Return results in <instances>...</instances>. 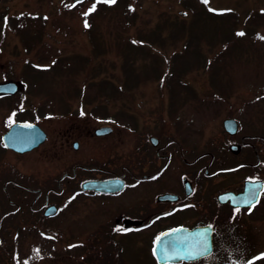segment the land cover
Listing matches in <instances>:
<instances>
[{"label":"rangeland","instance_id":"1","mask_svg":"<svg viewBox=\"0 0 264 264\" xmlns=\"http://www.w3.org/2000/svg\"><path fill=\"white\" fill-rule=\"evenodd\" d=\"M6 81L23 89L0 97L1 210L3 183L16 168L60 172L73 160L74 141L85 149L96 144L98 154L119 144V165L151 136L182 144L193 157L209 150L230 159L231 143L264 132V0H1L0 83ZM14 116L52 136L65 132L69 146L50 162L40 152L7 151L1 135ZM227 118L240 125L236 136L225 131ZM106 126L110 135L94 136ZM73 196L63 197L48 229H30L24 213L6 218L15 228L0 230V264H156L137 240L111 253L122 258H90L109 254L102 231L88 224L108 222L113 212L108 199L75 205ZM250 224L256 245L237 247V257L183 264H264V216Z\"/></svg>","mask_w":264,"mask_h":264},{"label":"flooded vegetation","instance_id":"2","mask_svg":"<svg viewBox=\"0 0 264 264\" xmlns=\"http://www.w3.org/2000/svg\"><path fill=\"white\" fill-rule=\"evenodd\" d=\"M29 120L14 116L8 128L15 122L36 123L41 127L38 122ZM42 130L46 134L45 141L25 153L6 148L2 142L4 132L1 145L15 155L40 152L45 161L55 156L54 161L59 150L69 146L72 137L65 132L52 136L48 130ZM111 133L97 136L94 131V136ZM151 138L150 143L138 145L136 154L122 155L125 161L120 165L116 158L121 157L117 154L119 144H110L103 153L106 157L102 158L103 154L94 152L100 149L96 144H88L85 149L84 144L81 146L74 141L73 160L60 172L41 176L35 169L23 172L16 168L17 176L3 183L6 200L4 209L0 208V230L15 228L6 218L23 213L30 220L27 223L30 229H48L52 226L48 222L61 215L64 196L74 195L71 201L75 205L83 199H108L113 212L108 222L88 224L93 230L102 231L98 234L105 239L102 249L109 254L90 258H122L111 253L120 250L121 242L126 241L125 246L130 247L134 243L137 245L136 240L138 247H149V255H144L145 258H157L154 253L156 240L165 231L179 228L203 230L204 242L211 237V253L193 258L234 257L239 251L237 247L251 242L256 245L255 224L250 222L264 216V132L243 135L239 142L231 143L228 151L232 157L225 160L209 150L193 157L191 149L183 148L182 144L177 147L171 142L161 145L159 140L154 144ZM232 145L239 147L238 152L232 150ZM175 155L183 165L178 177L171 174L176 171L172 165ZM91 181H116L121 189L114 192L84 189L83 185ZM50 207L56 208V214H46ZM114 236L118 240L115 245Z\"/></svg>","mask_w":264,"mask_h":264},{"label":"water","instance_id":"3","mask_svg":"<svg viewBox=\"0 0 264 264\" xmlns=\"http://www.w3.org/2000/svg\"><path fill=\"white\" fill-rule=\"evenodd\" d=\"M1 1V0H0ZM83 1V0H74ZM22 89V85L15 81L0 83V94L15 95ZM226 132L235 135L238 132V122L233 118H227L223 122ZM111 127H100L95 130L96 135H106L111 133ZM46 139L45 132L35 123L15 122L3 134L2 141L7 148L16 152L24 153L38 147ZM151 142L158 143V139L151 138ZM232 150L238 152L239 147L232 145ZM116 181H91L83 185L84 189L114 192L121 189V185H116ZM258 195V194H257ZM257 199V197L255 198ZM47 215L56 214V208L50 207ZM203 230L188 231L186 229H174L163 233L155 244V254L158 264L177 263L179 261H195L202 255L211 253V237L206 242L202 240ZM197 240L200 242L198 243ZM202 241V243H201ZM177 258H167V257ZM192 257V258H189Z\"/></svg>","mask_w":264,"mask_h":264},{"label":"snow or ice","instance_id":"4","mask_svg":"<svg viewBox=\"0 0 264 264\" xmlns=\"http://www.w3.org/2000/svg\"><path fill=\"white\" fill-rule=\"evenodd\" d=\"M112 2L114 3V2H115V0H112ZM86 26H87V25H86ZM240 35H242V33H241ZM250 264H251V262H250Z\"/></svg>","mask_w":264,"mask_h":264},{"label":"trees","instance_id":"5","mask_svg":"<svg viewBox=\"0 0 264 264\" xmlns=\"http://www.w3.org/2000/svg\"><path fill=\"white\" fill-rule=\"evenodd\" d=\"M0 244H1V240H0ZM3 252V251H2ZM2 258H0V262H1Z\"/></svg>","mask_w":264,"mask_h":264}]
</instances>
